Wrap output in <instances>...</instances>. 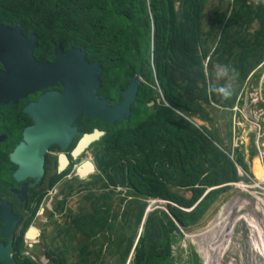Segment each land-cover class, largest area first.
<instances>
[{
  "label": "trees",
  "instance_id": "obj_1",
  "mask_svg": "<svg viewBox=\"0 0 264 264\" xmlns=\"http://www.w3.org/2000/svg\"><path fill=\"white\" fill-rule=\"evenodd\" d=\"M221 4L222 0H0V24L20 25L25 37L36 35L37 59L48 60L51 49L59 45L62 50L79 48L88 62H98L103 69L98 95L110 104L120 100L118 90L141 70L129 119L104 127L95 120L84 129L106 132L93 144L95 150L100 147L94 154V188L99 186L103 193L86 196L90 212L73 216L58 230L83 239L70 264L101 261L105 246L117 264H126L130 254L128 264H173L174 235L196 226L230 184L249 182L248 161L256 151L248 149L246 161L242 149L232 150L231 116L225 144L210 114L220 110L231 115L252 72L257 83L262 69H256L264 66V0H229L219 12ZM209 15V28L203 31ZM252 24L256 28L250 32ZM215 65L224 71L218 81ZM227 78L235 85L227 86ZM150 102L153 105L146 106ZM237 168L245 176H239ZM116 188L123 192L117 200L122 211L113 210ZM149 199L164 201L165 210L148 213L142 223ZM64 202L54 211L63 212ZM223 211L213 220V229ZM64 251L55 258L48 252V264H67ZM16 262L33 264L29 259ZM191 264H200L194 253Z\"/></svg>",
  "mask_w": 264,
  "mask_h": 264
},
{
  "label": "rangeland",
  "instance_id": "obj_2",
  "mask_svg": "<svg viewBox=\"0 0 264 264\" xmlns=\"http://www.w3.org/2000/svg\"><path fill=\"white\" fill-rule=\"evenodd\" d=\"M228 2L229 0H222L219 12ZM210 18L211 15L204 19L203 31L208 30ZM255 28L256 25L252 24L250 32ZM259 69H262V71L256 85L253 76L243 85L240 100L244 103L239 107V110H244L241 115L236 113L239 122L241 116L246 119V124L240 122L239 144H242L245 147L244 149L249 148V150L254 149L256 151V155L249 161L248 157L245 156L250 172V176L246 175V178L250 180V183L239 181L230 184V189L217 198L196 226L185 231L180 230V236L174 235L175 241L171 246L173 264H191L193 253L198 257L200 264H264V107H260V105L264 106V66H259L256 70ZM213 71L216 73V81L224 77L223 68H218L215 65ZM226 85L232 86L235 83L233 79L227 78ZM227 113L217 110L210 114V117L213 118V126L218 128V133L225 144L227 143L226 122L228 117L232 115V112L231 115ZM194 122L197 125L211 126L199 120H194ZM253 161H257L260 167L259 170L253 167ZM88 172L82 171L80 174ZM239 172L242 174L240 169ZM95 190L96 194H99L98 189ZM179 194L186 198L190 196L189 193L181 191ZM122 196L123 192L121 194L118 192L114 196V211L119 209L117 200ZM51 197H48V200ZM56 202L58 201H46L51 210ZM146 204L145 215L158 209L165 210L164 201L147 200ZM122 208L123 206H120L119 211H122ZM222 210L224 211L218 220V225L213 229L211 224L216 215ZM52 211V216L48 217V213L45 212L39 219V227L44 232L45 244L37 247L38 242L36 241L33 244L36 248L26 254L33 264H48L49 258L47 256L45 258L43 252L58 248L57 244L54 245L55 240H53L55 235L59 237L58 229L68 226L73 216L81 212H90V207L88 202L83 201L81 195H78L71 201L66 202L63 212H55L54 209ZM44 222L45 224H43ZM30 232L35 236L33 230ZM34 236L31 240L34 239ZM65 236L69 239L65 240L66 238L61 235L60 237L63 240L61 246L65 249L66 262L70 264L76 261L77 249L79 244L83 243V239L79 235H75L73 238ZM105 248L109 249V246H105ZM108 249L102 252L101 261H96L95 264H117L116 257L110 255ZM131 257L132 255H130L126 264L129 263Z\"/></svg>",
  "mask_w": 264,
  "mask_h": 264
},
{
  "label": "water",
  "instance_id": "obj_3",
  "mask_svg": "<svg viewBox=\"0 0 264 264\" xmlns=\"http://www.w3.org/2000/svg\"><path fill=\"white\" fill-rule=\"evenodd\" d=\"M36 47V35L25 37L20 25L9 28L0 24V103L15 102L34 90L48 88L56 83L62 86L60 93L47 92L24 108V112L32 118L33 125L24 130L23 139L11 156L13 163L18 166L14 174L17 180L36 176V181H39L43 174L44 154L53 145L66 149L76 133V128L70 125L80 115L103 121L107 125L126 122L131 106L136 103L140 85L141 70H138L127 87L118 92L121 102L109 106L107 100L97 95L103 69L98 62L89 63L85 51L70 47L64 52L60 46H56L53 61L43 63L33 56ZM152 105V102L148 104L149 107ZM101 135V132L94 130L84 135L83 139L90 138L88 143H91ZM89 167L88 174H95L92 165ZM2 214H5L4 207H0V221L4 225L2 235L9 240L12 221L7 222L1 217ZM145 217L144 214L142 223ZM10 253V243L4 248L0 245V264H16Z\"/></svg>",
  "mask_w": 264,
  "mask_h": 264
},
{
  "label": "flooded vegetation",
  "instance_id": "obj_4",
  "mask_svg": "<svg viewBox=\"0 0 264 264\" xmlns=\"http://www.w3.org/2000/svg\"><path fill=\"white\" fill-rule=\"evenodd\" d=\"M56 46L59 45H55L51 49V55L48 60L43 61L36 57L34 58L39 62L51 63L54 59L53 52ZM66 50L62 51L65 52ZM1 70L2 65L0 64V71ZM131 78L132 77H130V79ZM141 82L142 79L140 77V83ZM127 85L123 89H119L118 92L124 90ZM61 91L62 86L56 83L48 88L34 90V92L24 97L17 98L15 102L9 101L0 103V207H4L5 210V214H2L1 217L7 222L12 221L13 225L9 237L10 239L7 240V238L2 235L4 225L3 222L0 221V245L4 248L10 243V255L15 262L16 259H29L26 254L36 248L33 245L36 241L38 242L37 247L41 244H45L44 232L42 228L40 229L39 227V219L45 212L48 213L47 215L49 217L53 212L52 210L64 201V205H66L67 201H71L78 195H81L83 201H86L84 198L91 193L94 195L103 193L102 190L98 188L99 186L94 188L93 176L96 173H85L82 176L80 172L85 171L84 166L86 164L92 165L94 171L97 172L94 154L98 152L100 147L95 150L93 144L99 141L106 132L103 129H92L90 132H84V129L92 126L91 121L95 120L84 118L83 115L77 117L70 125L71 128H76V133L72 136L66 149L62 150L57 145L48 148L47 152L44 154L42 166L43 174L39 181H36V176H27L20 180H17V176H14L18 170V166L13 163L11 156L15 147L22 141L24 130L33 125L32 118L24 112V108L29 103H35L41 95L47 92L60 93ZM118 97L120 98L118 102L110 104L107 98L99 96V98L107 100L109 106L119 104L122 99L119 95ZM148 104H146V106H148ZM105 124L106 123L103 122V125H100L104 127ZM94 130L101 132L102 135L96 141L87 143V145L78 152V146L83 140L84 135L91 134ZM95 189H98L99 194H96ZM119 190L120 188L115 189L117 192ZM50 196L52 197L48 200ZM46 201L58 202L55 203L51 210ZM45 222L43 224H45ZM31 230L35 232V236L33 233L31 234ZM61 235L63 234L59 233V237H56V235L53 237V240H55V242L53 241L54 245L57 244L58 248L49 251L52 257L62 252L63 246H61V244L63 240L60 237ZM33 236L34 239L31 240ZM63 236L66 238L65 240L69 239L65 235ZM104 250H106V248H103L102 252ZM43 253L46 258L48 252Z\"/></svg>",
  "mask_w": 264,
  "mask_h": 264
},
{
  "label": "built area",
  "instance_id": "obj_5",
  "mask_svg": "<svg viewBox=\"0 0 264 264\" xmlns=\"http://www.w3.org/2000/svg\"><path fill=\"white\" fill-rule=\"evenodd\" d=\"M253 73V72H252ZM252 73L249 75V77H248V79L247 80H249V78H251V76H252ZM246 80V81H247ZM245 81V82H246ZM242 89V88H241ZM240 97H241V91H240V93H239V95H238V97H237V102H236V104L234 105V107L231 109V112H232V115H231V134H232V148L233 149H235V148H238V147H240V146H242V144H239V142H238V137L240 136V122L242 123V124H246V119L243 117V116H241V118H240V122H239V120H238V118L236 117V113H239L240 115L242 114V111L244 110V109H241V110H239V107L244 103V101L242 102L241 100H240ZM246 102V101H245ZM247 103V102H246ZM241 140V139H240ZM253 145H254V141H253ZM255 146V145H254ZM253 146V147H254ZM255 149L256 150H258V148H256L255 147ZM237 170H238V174H239V176H245L244 175V173L242 172V174H240V172H239V169L237 168ZM249 183H250V180H249ZM233 184H235V183H233Z\"/></svg>",
  "mask_w": 264,
  "mask_h": 264
},
{
  "label": "bare ground",
  "instance_id": "obj_6",
  "mask_svg": "<svg viewBox=\"0 0 264 264\" xmlns=\"http://www.w3.org/2000/svg\"><path fill=\"white\" fill-rule=\"evenodd\" d=\"M90 141V138L89 139H83L82 141H81V143L79 144V146H78V152H80L83 148H84V146L85 145H87V143ZM257 165V166H256ZM253 167L254 168H256L257 170H259L260 169V167H259V164L257 163V161H253ZM84 168H85V171L87 170V171H89V169H90V167H89V165H85L84 166ZM82 174V173H81Z\"/></svg>",
  "mask_w": 264,
  "mask_h": 264
},
{
  "label": "crops",
  "instance_id": "obj_7",
  "mask_svg": "<svg viewBox=\"0 0 264 264\" xmlns=\"http://www.w3.org/2000/svg\"><path fill=\"white\" fill-rule=\"evenodd\" d=\"M245 147L242 145L241 147H238V149H242L243 150V152L245 151V154H244V156H246V157H248V149L246 148V149H244ZM235 149H237V148H235ZM232 150H233V148H232ZM131 255V254H130Z\"/></svg>",
  "mask_w": 264,
  "mask_h": 264
}]
</instances>
